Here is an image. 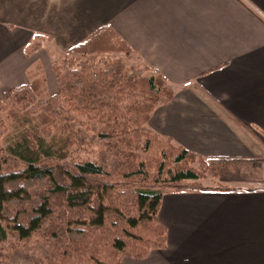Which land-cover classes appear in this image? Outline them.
Returning a JSON list of instances; mask_svg holds the SVG:
<instances>
[{
  "label": "trees",
  "instance_id": "1",
  "mask_svg": "<svg viewBox=\"0 0 264 264\" xmlns=\"http://www.w3.org/2000/svg\"><path fill=\"white\" fill-rule=\"evenodd\" d=\"M32 38L36 52L50 36ZM48 55L54 93L35 62L0 99V264L142 259L166 246L165 193L245 181L231 171L237 160L202 157L149 129L173 85L111 26ZM208 172L219 184H203Z\"/></svg>",
  "mask_w": 264,
  "mask_h": 264
},
{
  "label": "crops",
  "instance_id": "2",
  "mask_svg": "<svg viewBox=\"0 0 264 264\" xmlns=\"http://www.w3.org/2000/svg\"><path fill=\"white\" fill-rule=\"evenodd\" d=\"M103 25L173 85L149 129L202 157L264 163V0H0V57L13 59L0 99L34 33L73 45ZM158 218L165 248L121 264H264V189L167 192Z\"/></svg>",
  "mask_w": 264,
  "mask_h": 264
},
{
  "label": "rangeland",
  "instance_id": "3",
  "mask_svg": "<svg viewBox=\"0 0 264 264\" xmlns=\"http://www.w3.org/2000/svg\"><path fill=\"white\" fill-rule=\"evenodd\" d=\"M49 29L52 30L51 28ZM18 31L21 33H24L23 28H20ZM25 34L27 33L25 32ZM52 38L53 37L50 36V39L47 40L46 43L43 45V47L37 50L36 52L32 51V46H33L32 37L28 42L22 44V51L21 52L19 51V54L20 53L23 54L25 59L24 60L20 59L13 66V70H14L13 75L16 78L14 79V81H16L17 85H20L22 83H25V81H27L25 71L24 73H22L24 64H26L27 62L30 63L29 65V68H30L32 64H34L35 62H39L44 68L49 92L52 94L56 91V85H55L53 72L49 66L50 60L53 59V57H50L48 55L49 50L51 49L57 52H64L67 48L71 47L72 45L69 44L71 42H67V43H56L54 41L52 42L51 41ZM26 56H28L29 58H26ZM57 56L58 55H56L55 57ZM3 59H4V56L0 57V68L2 69V72L4 71L5 74L3 73V76L4 78H6V74L7 72H9L8 71L9 68H6V67L8 64H10V62L11 63L13 62V59L4 60V61ZM5 87H7V85H5ZM5 87L0 84V90L1 88H5ZM254 162L255 163L242 161V162H238L237 164H235V166L231 168V171L235 172L239 176H242L245 179V181L241 183H228L225 185L230 189H236V188H242V187L247 188V189H252V188L253 189H264V185H263L264 184V163H259L258 161H254ZM216 183L219 184V181L211 176V172H208L207 180L204 181L203 184L208 187H213V185L215 186Z\"/></svg>",
  "mask_w": 264,
  "mask_h": 264
}]
</instances>
